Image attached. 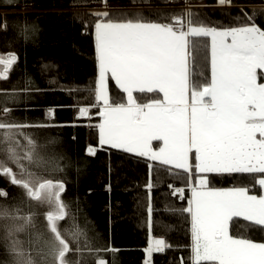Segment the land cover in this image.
<instances>
[{
    "label": "snow or ice",
    "instance_id": "6c2138e0",
    "mask_svg": "<svg viewBox=\"0 0 264 264\" xmlns=\"http://www.w3.org/2000/svg\"><path fill=\"white\" fill-rule=\"evenodd\" d=\"M101 4L91 13L97 69L92 100L76 105L74 120L16 115L33 107L21 105V94L39 89L0 88V175L21 189L19 198H10L0 188V264H117L101 253L122 249L98 232L61 225L70 215L62 197L66 182L48 175L67 166L66 156L57 137L39 130L75 126L82 118L97 130L99 146L184 172V186L170 187L186 206L169 209L184 214L190 235L189 257H181V264H264V239L230 230L234 218H244L264 231V194L214 184L247 174L264 189V24L257 22V12L243 6L242 16L224 24L202 17L187 2L153 6L151 15L142 7ZM217 4L227 8L234 0ZM16 21L24 43H35V20L24 15ZM0 27L7 30L6 16ZM198 57L204 69L195 78ZM19 59L16 51L0 54V79L10 77ZM47 113L54 118V107ZM96 150L89 144L85 151L95 156ZM152 187L150 179L146 188ZM33 199L48 208L43 222L32 210ZM172 247L155 234L149 191L143 264H155V254Z\"/></svg>",
    "mask_w": 264,
    "mask_h": 264
},
{
    "label": "trees",
    "instance_id": "16d2710c",
    "mask_svg": "<svg viewBox=\"0 0 264 264\" xmlns=\"http://www.w3.org/2000/svg\"><path fill=\"white\" fill-rule=\"evenodd\" d=\"M181 1L205 2V5L193 10L204 18L224 24L242 16L241 7L246 6L249 12L255 10L257 22L264 24V7L260 6H264V0H234L233 6L227 8L218 6L217 0H109V4L130 11L142 7L151 15L153 6ZM91 3L101 4V0H14L11 5L0 0V25L5 16L8 22L6 31L0 27V54L16 51L20 57L10 77L0 79V88L15 86L39 89L21 94L25 97L20 101L21 105L31 104L33 107L27 110L21 108L16 115L23 112L36 120L72 121L76 118V105L92 100L90 90L97 72L92 36L95 17L73 9L76 5ZM15 5L32 8L12 11L11 7ZM24 15L39 25L35 43L25 44L18 34L16 18ZM85 22L87 31L84 30ZM203 69L204 65L198 57L194 65V77L199 78ZM113 95H117V90L113 89ZM50 106L55 109L54 118L47 113ZM96 120L94 116L92 122ZM39 131L57 137L60 150L66 156L64 164L67 166L62 171L48 174L66 182V192L62 197L70 205V215L66 221H60L61 225L98 232L122 249L118 253H101L110 259L114 256L117 264H143L151 191L155 234L164 235L174 245L163 254H155V264H181V257L188 259L190 250L186 245L190 244V235L185 216L179 211L169 210L186 206V200L172 195L174 189L170 187L184 186L186 175L182 170L121 150L99 147L97 131L88 126L86 118H82L75 126L69 124ZM89 144L97 147L95 156L86 154ZM76 164H79V171ZM149 164L152 165L151 170ZM150 179L153 184L151 190L146 188ZM214 184L222 187L249 186L255 194H260V187L247 174L236 179L220 177ZM0 188H6L10 198L20 197L21 189L12 185L3 175H0ZM186 194L189 195L187 189ZM32 210L38 213V222L45 221L47 209L35 199L32 200ZM73 212L76 213L74 221L71 216ZM230 230L264 239V231L260 230V226L243 218H234Z\"/></svg>",
    "mask_w": 264,
    "mask_h": 264
},
{
    "label": "rangeland",
    "instance_id": "374dc122",
    "mask_svg": "<svg viewBox=\"0 0 264 264\" xmlns=\"http://www.w3.org/2000/svg\"><path fill=\"white\" fill-rule=\"evenodd\" d=\"M185 2H187L188 4H190L193 8H197V7H200L202 5H205L206 3L205 2H202V3H195V2H188V1H181V2H171L169 4H175V5H181V4H184ZM236 3L238 5H242V3L240 2H237ZM261 7H264L262 5H260ZM109 7L110 8H116V5L115 4H109ZM24 8H32L31 6H27V7H21L19 5H15L13 7H11V9H13L12 11H23ZM74 10H81V11H85V12H88V13H92L94 10H101L102 9V4H97V3H91V4H85V5H76V7L73 8ZM93 32H94V28L92 29V36H93V42H94V35H93ZM94 49H95V45H94ZM95 119H98L95 117ZM97 131V130H96ZM98 135V133H97ZM98 146H99V142H98ZM99 147H109L107 145H104V146H99ZM122 151V150H121ZM148 159V158H147ZM149 160V159H148ZM151 161V160H150ZM153 162H157V163H161L159 161H153ZM162 164V163H161ZM170 167H173L174 166H170ZM258 185V184H257ZM259 186V185H258ZM260 187V186H259ZM260 194H264V189H261L260 188ZM259 194V195H260ZM189 195H190V192H189ZM47 210V206L46 205H43ZM244 219V218H243Z\"/></svg>",
    "mask_w": 264,
    "mask_h": 264
},
{
    "label": "crops",
    "instance_id": "0c3cea01",
    "mask_svg": "<svg viewBox=\"0 0 264 264\" xmlns=\"http://www.w3.org/2000/svg\"><path fill=\"white\" fill-rule=\"evenodd\" d=\"M96 118H98V117H96Z\"/></svg>",
    "mask_w": 264,
    "mask_h": 264
}]
</instances>
